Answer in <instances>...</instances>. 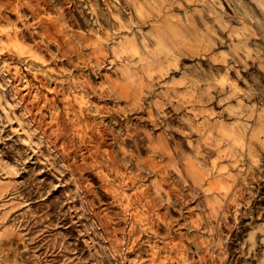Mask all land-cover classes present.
<instances>
[{
  "label": "rangeland",
  "instance_id": "1",
  "mask_svg": "<svg viewBox=\"0 0 264 264\" xmlns=\"http://www.w3.org/2000/svg\"><path fill=\"white\" fill-rule=\"evenodd\" d=\"M0 264H264V0H0Z\"/></svg>",
  "mask_w": 264,
  "mask_h": 264
},
{
  "label": "bare ground",
  "instance_id": "2",
  "mask_svg": "<svg viewBox=\"0 0 264 264\" xmlns=\"http://www.w3.org/2000/svg\"><path fill=\"white\" fill-rule=\"evenodd\" d=\"M117 52V51H116ZM78 53V52H77ZM116 69H118V68H116ZM116 71V70H115ZM123 73V72H122ZM125 74V73H124ZM125 76V75H124ZM120 77V76H119ZM125 78V77H124ZM120 79V78H119ZM74 81V80H73ZM69 86H70V84H69ZM72 89V88H71ZM78 89H79V87H78ZM129 90V89H128ZM125 91V90H124ZM71 92V91H70ZM87 94V93H86ZM87 98V97H86ZM55 99V98H54ZM60 99V98H59ZM146 103V102H145ZM83 104V103H82ZM91 106V105H90ZM64 108V107H63ZM67 109V108H66ZM75 110V109H74ZM81 110V109H80ZM70 113V112H69ZM116 114V113H115ZM112 116V115H111ZM116 117V116H115ZM130 117V116H129ZM128 117V118H129ZM95 118V117H94ZM118 118V117H117ZM69 120V119H68ZM72 120V119H71ZM112 120V119H111ZM119 120V119H118ZM90 122V121H89ZM157 122V121H156ZM164 122V121H163ZM90 124V123H89ZM160 126V125H159ZM95 128V127H94ZM104 128V127H103ZM93 129V128H92ZM123 129V128H122ZM158 129V128H157ZM89 130V129H88ZM87 130V131H88ZM58 131V130H57ZM135 131V130H134ZM79 133H80V131H79ZM96 134V133H95ZM103 134V133H102ZM92 135V134H91ZM129 135V134H128ZM221 136V135H220ZM209 137V136H208ZM207 137V138H208ZM222 137V136H221ZM105 138H106V136H105ZM141 138V137H140ZM213 138V137H212ZM223 138V137H222ZM232 138V137H231ZM75 140V139H74ZM110 140H111V138H110ZM171 141V140H170ZM54 142V141H53ZM56 143V142H55ZM94 143H95V141H94ZM97 144H99L98 142H96ZM209 144H210V142H208ZM223 143V142H222ZM242 143V142H241ZM72 144V143H71ZM85 144V143H84ZM92 143H90V145H91ZM214 144V143H213ZM86 145V144H85ZM104 146V145H103ZM215 146V145H214ZM220 146V145H219ZM216 147V146H215ZM159 148V147H158ZM58 149V148H57ZM91 149V148H90ZM109 150V149H108ZM60 153V152H59ZM67 153V152H66ZM206 153V152H205ZM251 153V152H250ZM236 154V153H235ZM93 155V154H92ZM232 155V154H231ZM79 156V155H78ZM239 156V155H238ZM101 157V156H100ZM189 157V156H188ZM103 158V157H102ZM222 158V157H221ZM239 159V158H238ZM114 160V159H113ZM131 160V159H130ZM184 161V160H183ZM200 161V160H199ZM175 162V161H174ZM198 162V161H197ZM133 163V162H132ZM68 164V163H67ZM105 164H106V162H105ZM172 164V163H171ZM189 164V163H188ZM228 164H231L230 162H228ZM84 165V164H83ZM104 165V164H103ZM175 165V164H174ZM173 165V166H174ZM201 165V164H200ZM128 167V166H127ZM171 168V167H170ZM198 168V167H197ZM196 168V169H197ZM208 168V167H207ZM206 168V169H207ZM126 169V168H125ZM164 169V168H163ZM205 169V168H204ZM92 170H93V168H92ZM193 170H194V168H193ZM199 170V169H198ZM140 171V170H139ZM159 171V170H158ZM162 171V170H161ZM203 171H205V170H203ZM78 172V171H77ZM179 172V171H178ZM236 172V171H235ZM207 173V172H206ZM236 174V173H235ZM109 175H111V174H109ZM181 176H183V175H181ZM227 176V175H226ZM85 177V176H84ZM148 177V176H147ZM159 177V176H158ZM105 178V177H104ZM223 178H225L224 176H223ZM256 178V177H255ZM151 179V178H150ZM182 179V178H181ZM145 180V179H144ZM159 180V179H158ZM121 181V180H120ZM128 181V180H127ZM135 181V180H134ZM137 181V180H136ZM143 181V180H142ZM114 182V181H113ZM158 182H160V181H158ZM212 182V181H211ZM151 183V182H150ZM156 183V182H155ZM213 184V183H212ZM211 184V185H212ZM218 184V183H217ZM127 185V184H126ZM162 185V184H161ZM231 185V184H230ZM115 186H117V185H115ZM124 186V185H123ZM153 186V185H152ZM206 186H208V185H206ZM215 186V185H214ZM213 186V187H214ZM205 187V186H204ZM185 188V187H184ZM154 189H155V187H154ZM222 190V189H221ZM159 191V190H158ZM210 192V191H209ZM158 195V194H157ZM163 196V195H162ZM124 197V196H123ZM214 197V196H213ZM113 199V198H112ZM162 199V198H161ZM135 200V199H134ZM133 201V200H132ZM137 201V200H136ZM120 202V201H119ZM164 203V202H163ZM182 205H184V204H182ZM131 206V205H130ZM187 206V205H186ZM214 206V205H213ZM218 206V205H217ZM128 208V207H127ZM159 208H161V207H159ZM195 209V208H194ZM212 210V209H211ZM215 210V209H214ZM217 212V211H216ZM126 213V212H125ZM129 213V212H128ZM207 214V213H206ZM215 214V213H214ZM128 215V214H127ZM149 217V216H148ZM212 217H213V215H212ZM217 218V217H216ZM212 220V219H211ZM127 221V220H126ZM201 223H202V221H201ZM179 227V226H178ZM201 227V226H200ZM131 228V227H130ZM176 229H177V227H176ZM145 231V230H144ZM148 236V235H147ZM152 239V238H151ZM206 259H208V258H206Z\"/></svg>",
  "mask_w": 264,
  "mask_h": 264
}]
</instances>
